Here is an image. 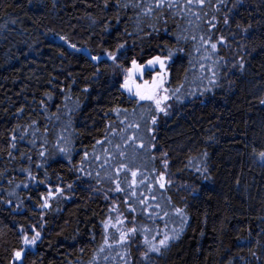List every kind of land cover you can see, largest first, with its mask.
<instances>
[{
	"label": "trees",
	"instance_id": "trees-1",
	"mask_svg": "<svg viewBox=\"0 0 264 264\" xmlns=\"http://www.w3.org/2000/svg\"><path fill=\"white\" fill-rule=\"evenodd\" d=\"M138 11L117 8L116 0L107 8L104 0H0V264H12L33 226L41 237L23 264H264V0H206L191 9L200 20L175 10L165 9L161 20ZM201 35L226 40L213 54L200 46ZM169 52L166 87L174 108L165 117L129 99L120 78L133 59L144 64ZM130 113L140 125L121 120ZM152 117L156 123L147 128ZM131 124L138 125L137 154L129 152L132 142H119ZM122 156L131 165L125 173L134 167L147 177L143 184L138 177L137 197L149 186L156 195L149 211L123 176L102 175L104 160L114 166ZM165 159L171 184L160 189L155 177L165 172ZM117 181L125 191H115ZM56 186L64 195L41 209V196ZM113 206L118 211L110 213ZM109 217L137 233L119 243L117 229L104 228ZM162 228L179 238L145 260L144 236Z\"/></svg>",
	"mask_w": 264,
	"mask_h": 264
},
{
	"label": "snow or ice",
	"instance_id": "snow-or-ice-1",
	"mask_svg": "<svg viewBox=\"0 0 264 264\" xmlns=\"http://www.w3.org/2000/svg\"><path fill=\"white\" fill-rule=\"evenodd\" d=\"M225 2V0H218L219 4H223ZM240 0H237V3H239ZM206 3V0H184V4L181 7V5L177 2V0H152V2H146V0H128L127 3L121 4L120 0H116V7L120 8H133V9H139V11L137 12V16L145 15V16H153L155 15L157 20H161L163 15H164V10H168V11H173L175 10L176 12H179L181 14H187L188 16L191 17H195L196 20H200V14L199 13H194L191 11L192 7L194 5H199L201 7H203V5ZM109 6V0H104V7L107 8ZM237 5L234 4L233 8H235ZM229 11H231V9H229ZM205 15H207V13H205ZM213 21L216 20V17L213 16L212 17ZM12 23H15V21L13 20ZM163 23L167 24V19H163ZM189 24L192 23V20L189 19L188 21ZM223 23L225 25L229 24V17L227 14H225L224 18H223ZM209 26L212 29H215L216 25L214 23L209 22ZM251 27V25H248V27H244L241 30L243 32H247L248 29ZM237 28H241V25L239 23H237ZM61 39H64L63 37H61ZM193 40H196L197 37L196 36H192ZM200 40V46L201 47H205L206 51L207 49H211V52L214 54L218 48L219 44H223L226 40V37H224L223 35H221L216 42H212V36L209 35L207 38L204 35H201L199 37ZM71 47L75 48V45H71ZM124 45H118L117 50L119 51L120 49H123ZM197 51H199V48L197 49ZM106 55L109 57V59L115 61L117 59V56L114 53H106ZM172 56V53L169 52L168 57L165 58H161L160 56H155L152 59L147 61V65L149 67H153L157 64H159L161 71L159 73H157L156 76H154L152 78V82L151 84H149L147 81H145L143 84H135V95L136 97L139 98L140 101H151L155 104V108L156 111L158 112H164L166 113V107H162L163 104H165L166 101L169 100L170 96L166 95L164 93H168L169 89L165 87V83H166V76H167V71H166V61L168 59H170ZM93 60H99V57H92ZM132 67L129 68L127 70V75L125 77V81L124 83L121 85L122 88H124L125 90H127L129 93L132 92V86L134 84V80L132 79V77L135 75V73L137 72H141L142 74V70L144 68V65L142 64H138L137 61L135 59H133L131 61ZM235 66V65H234ZM201 68H204V65L201 64ZM239 69L241 71H243L244 69V62L243 59H241V61L239 62ZM95 75V73H94ZM216 75L215 71L212 72V76L214 77ZM210 83H214V81L210 80ZM84 91H87V88L84 89ZM179 92V89H174L172 90V94L175 95L176 93ZM177 99H179V96H177ZM43 103V102H42ZM260 104L264 105V99H260L259 101ZM18 111L23 112V108L19 109ZM35 121L32 122L33 125H35ZM152 123L155 124L156 123V118L153 117L152 119ZM15 131V129L13 130ZM24 131H27V129L25 128ZM13 143L11 144L12 148L16 147V143L15 141L17 140V137L15 135H13L11 137ZM20 140L24 139L23 134L19 137ZM97 143H100V141H97ZM141 147H143V145H141ZM61 153H67L68 149L66 148H61L60 149ZM11 152H9V156L11 157ZM21 155H24L23 153ZM39 155L41 157H43L45 155L44 151H41L39 153ZM87 152H85V157H87ZM121 155H123V153H121ZM165 156L167 155L166 153L164 154ZM204 155L206 156L207 153H204ZM259 158L261 160L262 163H264V151H261L259 153ZM29 160H31V157H28ZM37 167H43V165H37ZM125 166L122 165L121 168H124ZM163 167L165 169V172H160L158 174V176L155 177V183L158 184L160 189H165L167 185L171 184V180L168 179L166 177V170L168 167V161L165 159L163 161ZM23 171L28 173V176L30 179L35 180V177L32 175V173L28 170V169H23ZM80 171H83V169H80ZM117 171L119 172L120 169H117ZM155 171V170H154ZM198 171H200V169H198ZM204 171L206 172L207 169H204ZM45 175H47V173L45 172ZM88 175H91V173H88ZM131 176L133 178L132 183L129 185L130 189H133L131 192V195L133 197H137V193L134 190L135 187L137 186V181H136V177H137V172L133 171L131 172ZM205 178L207 179L208 177L205 176ZM147 179V177H145V180ZM145 180H141L139 183L143 184L145 183ZM39 183L43 184L44 181H39ZM27 186V185H26ZM67 189H72V185L71 184H67L65 186ZM149 192L152 191V187L149 186ZM64 191L65 189L59 186H56L55 188L52 187H48L47 189V195H42L41 196V200L42 203L40 204V208L41 209H48L51 207V203L50 201L58 198V197H62L64 195ZM115 191L117 192H123L125 191L124 189H122L120 187V183L119 181L116 182V188ZM105 199H107V196H105ZM139 203L141 205H146V207L143 209L144 211H149V209H151L153 207V205L151 203H148L149 198L148 197H143L142 195L140 197H137ZM152 201L156 200L155 196H151L150 198ZM169 200L171 199L170 197L168 198ZM125 204H128V201L125 200L124 201ZM155 208L159 209L160 208V204L156 203L155 204ZM128 209L130 212H135L136 209L134 207H132L131 204H128ZM118 208L116 206H113L111 209H109V212H117ZM175 212L180 215L182 217L183 221H186L187 217L184 213L183 209L180 208H176ZM151 215V213H149ZM165 215H167V213H165ZM133 223H135V220L133 219L132 221ZM111 223V217H109V220L104 222V228L107 230L109 227V224ZM124 224V220H121L119 217H117L116 219V223L112 224V227H116L117 225H123ZM41 227H43V225H41ZM33 231V235L31 237H29L26 233L22 236V242L24 247H22L20 250L14 251L12 254V264H23V256L26 254V249L34 246L36 244V242L40 239L41 237V233L39 231H35V227L33 226L32 228ZM117 231L119 232V243L124 244L126 243L131 236L135 235L137 233V228L132 227V228H128L126 231L122 230L121 228H117ZM145 232H148L149 230L147 228L144 229ZM175 232V230H173ZM182 231V229H181ZM21 232L24 233L25 230L23 228H21ZM157 236H159V233H157ZM157 236L152 237V239L150 240L148 238L147 235L144 236V240L143 243L147 246L146 247V251H144L141 255L142 257L147 260L149 259V254L150 253H155L158 255H163L164 254V250L168 248L169 246V242L173 239H178L179 238V234L177 233L174 236H170L167 234V232L164 233L163 238L157 241ZM105 243H107V238H105ZM101 251H103V248L101 249ZM253 256L256 255L255 252L251 253Z\"/></svg>",
	"mask_w": 264,
	"mask_h": 264
},
{
	"label": "rangeland",
	"instance_id": "rangeland-1",
	"mask_svg": "<svg viewBox=\"0 0 264 264\" xmlns=\"http://www.w3.org/2000/svg\"><path fill=\"white\" fill-rule=\"evenodd\" d=\"M162 58V57H161ZM163 59V58H162ZM142 65H144V68H143V72H142V75L140 76L141 78H142V80L140 81V84H143L145 81H147L149 84H151V82H152V78L154 77V76H156L157 75V73H159L160 71H161V69H160V66H159V64H157V65H155V66H153V67H149L148 65H147V62L146 63H144V64H142ZM131 68V67H130ZM129 68H127L125 71H124V73H123V75L121 76V78H120V82H122V84L124 83V81H125V77H126V75H127V70H128ZM167 71V70H166ZM147 73L149 74L148 76H146L147 75ZM167 78H168V74H167V76H166V83H165V87H166V84H167ZM121 84V85H122ZM124 89V88H123ZM125 90V89H124ZM164 94H166V95H169V93H164ZM134 95H135V91H134ZM136 96V95H135ZM136 100H138L139 102H140V100H139V98L138 97H136ZM136 103H139V102H137V101H135ZM149 106L151 107V108H153V110L155 111V114L158 116L159 114H162L163 116H168L170 113H171V111H173V105H172V102L170 101V100H168V101H166L165 102V104H163L162 105V107H166V113L167 114H165L164 112H158V111H156V108H155V104L153 103V102H151L150 104H149ZM129 113V112H128ZM131 114V116H129V115H127V114H124L123 116H121L122 118H121V120L122 121H126V123H139V125H140V119H139V117H138V115L136 114V113H130ZM127 117V118H126ZM139 119V120H138ZM152 119H153V117L149 120V122H148V124H147V128H148V126L151 128V126H152ZM127 121H129V122H127ZM138 125H133L132 126V124L130 125V129H128V131H129V133H127L128 135H127V137H124V136H121L120 138H119V142H123L124 140H125V142L127 141V142H129L128 144L129 145H131V142H132V145L129 147V152H130V154L131 153H135V154H137L138 153V151L137 150H139L140 148H138V147H135V146H133V144H134V140H136V139H139L137 136H136V127H137ZM146 128V127H145ZM124 156H122V158H123ZM117 160H120L119 158L117 159ZM106 162V160H104L103 161V167H102V175L104 176V178H107V177H112L113 179H116L117 180V177H119V176H123V180L124 181H126V185L129 187V185L132 183V180H133V178H132V176H131V172H133V171H135V172H137V177L135 178L136 179V181L138 180V177H139V180H144V175H143V173H140L138 170H137V168H134V167H131V168H129L128 169V173H125V171H123V168H121V166L122 165H125V167H130L131 165L129 164L130 163V161L128 162V164L124 161V158L123 159H121L120 161H118V164H115L114 166H109V165H106V164H104ZM134 163H135V161H133ZM126 163V164H125ZM99 164V163H98ZM135 165V164H134ZM124 167V168H125ZM117 169H120V171L118 172L117 171ZM144 188H146V185H144L143 186ZM135 188H138L137 186L135 187ZM129 190H133V189H130L129 188ZM143 196V195H142ZM151 196H155L156 197V195H154V193H153V191H151V192H149V190H147V194H146V196L145 197H148L149 198V202L148 203H151V204H153V203H155V201H152L150 198H151ZM144 197V196H143ZM116 223V219H113V220H111V223L109 224L110 226L112 225V224H115ZM112 227V226H111ZM113 228H121V227H119V225H117L116 227H113ZM166 230V229H165ZM165 230H164V228H162V230L159 232V231H153V233H152V235H150L151 236V238L149 237V239H152V237H154V236H157V233H159V236H157V243H158V240L159 239H161V238H163V235H164V233H165ZM167 232V234L168 235H170V236H172V233L171 232H169V231H166ZM118 234H119V232H118ZM120 238V237H119Z\"/></svg>",
	"mask_w": 264,
	"mask_h": 264
},
{
	"label": "flooded vegetation",
	"instance_id": "flooded-vegetation-1",
	"mask_svg": "<svg viewBox=\"0 0 264 264\" xmlns=\"http://www.w3.org/2000/svg\"><path fill=\"white\" fill-rule=\"evenodd\" d=\"M131 67H132V65H131ZM142 72H143V70H142ZM142 74H141V72H137V73H135V75L132 77V79L134 80V84H133V86H132V92L131 93H129L127 90H124L122 87L120 88L122 91H123V93L129 98V99H131V100H133V101H137V102H139L138 100H136V96L134 95V91H135V84H140V81L142 80V78L140 77ZM149 74L147 73V75L146 76H148ZM167 88V87H166ZM169 93V92H168ZM170 96V95H169ZM169 100L172 102V96H170V98H169ZM139 103H147V104H150L151 103V101H140Z\"/></svg>",
	"mask_w": 264,
	"mask_h": 264
}]
</instances>
